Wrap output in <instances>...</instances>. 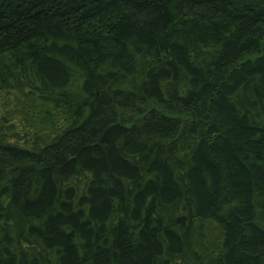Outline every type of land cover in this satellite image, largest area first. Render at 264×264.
<instances>
[{
    "label": "trees",
    "instance_id": "trees-1",
    "mask_svg": "<svg viewBox=\"0 0 264 264\" xmlns=\"http://www.w3.org/2000/svg\"><path fill=\"white\" fill-rule=\"evenodd\" d=\"M0 264H264V0H0Z\"/></svg>",
    "mask_w": 264,
    "mask_h": 264
}]
</instances>
